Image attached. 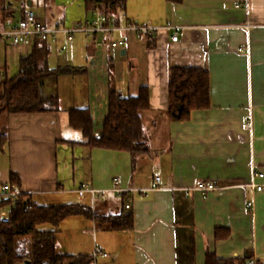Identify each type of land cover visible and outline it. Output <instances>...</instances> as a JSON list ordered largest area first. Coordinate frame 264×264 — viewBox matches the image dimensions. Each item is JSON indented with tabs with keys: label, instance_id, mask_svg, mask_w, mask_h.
Masks as SVG:
<instances>
[{
	"label": "crops",
	"instance_id": "obj_1",
	"mask_svg": "<svg viewBox=\"0 0 264 264\" xmlns=\"http://www.w3.org/2000/svg\"><path fill=\"white\" fill-rule=\"evenodd\" d=\"M19 1L0 0V29L20 19ZM26 2L50 27L88 21L85 0ZM9 5L15 14L5 22L1 11ZM120 13L122 26L155 29L112 33L111 40L116 34L126 40L118 65V50L100 45L101 33L99 41L81 32L48 39L50 68H73L45 83L46 94H59L60 110L0 116V126L9 130L0 182L18 175L22 191L40 206L79 203L101 214L133 212L130 230L98 229L83 215L57 227L40 225V231L56 232L60 255L92 257L101 249L109 253L101 264H205L210 252L221 258L250 255L254 264H264V192L252 187L264 184V176H255L264 173V0H127ZM33 45L0 37V92L5 78L19 74L20 60ZM173 67L210 74L211 107L193 111L189 120L168 114ZM117 69L124 72L122 81ZM141 85L150 89V109L142 114L150 153L133 157L91 148L70 125L69 109L89 108L99 137L110 90L136 95ZM199 180L218 189L190 190ZM81 186L87 187L84 195ZM217 230L230 234L217 237Z\"/></svg>",
	"mask_w": 264,
	"mask_h": 264
},
{
	"label": "trees",
	"instance_id": "obj_2",
	"mask_svg": "<svg viewBox=\"0 0 264 264\" xmlns=\"http://www.w3.org/2000/svg\"><path fill=\"white\" fill-rule=\"evenodd\" d=\"M182 3L183 0H167ZM127 0H85L88 21L95 17L97 9L106 21L116 19L120 23V11ZM20 18L25 12L20 11ZM3 20L13 18L12 5L1 11ZM46 25V24H45ZM49 26V25H46ZM95 41H99L98 33ZM48 40L35 39L32 52L20 60V72L2 83L0 92V116L11 114L44 113L60 110V97L57 92L46 94V80L56 78L73 68H50ZM210 74L200 67H173L170 72L169 108L170 118L189 120L195 110L211 107ZM150 89L141 85L136 95H123L116 89L109 93V112L103 123L99 137L94 135V120L89 108L69 109L70 125L81 130L86 144L91 148L126 151L133 157L151 152L149 138L144 129L142 114L150 109ZM9 140L7 124L0 126V152ZM10 183L20 186L18 175L12 173ZM6 182H0V185ZM30 198L25 194L16 201L0 203V213L8 211L6 218L0 217V264H87L92 257L60 255L57 253L55 231H40L43 224L59 226L69 216L83 215L94 220L102 230H130L134 228L132 211L119 214H101L93 207L73 203L59 206H27ZM223 233V234H222ZM228 230H217V237H228ZM250 255L244 257L221 258L215 253H207L205 264H249Z\"/></svg>",
	"mask_w": 264,
	"mask_h": 264
},
{
	"label": "built area",
	"instance_id": "obj_3",
	"mask_svg": "<svg viewBox=\"0 0 264 264\" xmlns=\"http://www.w3.org/2000/svg\"><path fill=\"white\" fill-rule=\"evenodd\" d=\"M18 9L25 12V17L20 18L16 23L10 24L3 29H0V37L6 41H9L13 44H22L27 42H33L35 39L48 40L49 38L59 34L64 33L68 39H72L75 33L81 32L87 35H93L94 33H101L103 39L99 42L100 45L108 43L109 46L113 49H119L120 47L126 44L124 37H121L116 40H111L110 35L114 32L122 31H133L135 33H144L152 31L155 27H147L137 24H130L127 26H122L117 24L116 19L111 21H106L104 16L101 15L99 9L95 13V17L92 21H83L77 23L75 26L70 28L62 27L58 25L55 27L46 26L42 20L39 18L38 14L29 9L26 0H20L18 4ZM171 28V27H170ZM173 41L178 40L177 34L172 37ZM256 177H263L264 173L256 172ZM117 183V178L114 179ZM160 177L156 178V183L158 184ZM252 187L256 188L257 191L264 192V184H256L252 182ZM218 189L217 185L213 181H203L199 180L196 182L194 187L190 190L199 191L202 193H208ZM87 187L81 186L78 190L80 195H84ZM25 193L22 191L21 186L14 183L6 182L0 185V203L5 201H16ZM27 206L31 208L34 202L30 199L27 200ZM130 204L126 205V208L129 209ZM8 215L7 210H3L0 213L1 218H6ZM99 258L107 259L109 258V253L104 250L97 249L94 255H92V261L87 264H101ZM249 264H254L253 261H250Z\"/></svg>",
	"mask_w": 264,
	"mask_h": 264
},
{
	"label": "rangeland",
	"instance_id": "obj_4",
	"mask_svg": "<svg viewBox=\"0 0 264 264\" xmlns=\"http://www.w3.org/2000/svg\"><path fill=\"white\" fill-rule=\"evenodd\" d=\"M81 37H83V34H80V33L77 34V35H76V41H77V44H79V45L82 46L83 43L85 42V40H83V38L81 39ZM115 38H116V39H119V34H116V35H115ZM78 39H79V40H78ZM111 39H113V37H111ZM123 48H124V46L120 47L119 49L117 48L116 50H118V51H115V52H114L115 58L117 57V59H115V60H116L115 65H118V61H117V60H119V61L121 60L122 62H124V56H122L121 53H120V52H121V49H123ZM79 51H80V47L77 48V52H79ZM114 74H115L116 76H120V75L122 74V75H121V76H122L121 79H120V77H118V78H116V80H117V81H119V80L122 81V80H123L124 72H120V71L117 69V70H116V73L114 72ZM117 81H116V82H117ZM119 85H120V84H119ZM119 85H118V86H119ZM45 92H47V91H45Z\"/></svg>",
	"mask_w": 264,
	"mask_h": 264
},
{
	"label": "water",
	"instance_id": "obj_5",
	"mask_svg": "<svg viewBox=\"0 0 264 264\" xmlns=\"http://www.w3.org/2000/svg\"><path fill=\"white\" fill-rule=\"evenodd\" d=\"M124 53H125V50L122 51V55H124Z\"/></svg>",
	"mask_w": 264,
	"mask_h": 264
}]
</instances>
